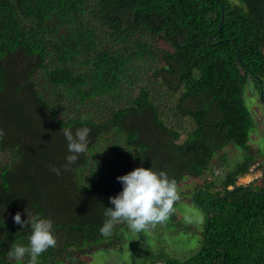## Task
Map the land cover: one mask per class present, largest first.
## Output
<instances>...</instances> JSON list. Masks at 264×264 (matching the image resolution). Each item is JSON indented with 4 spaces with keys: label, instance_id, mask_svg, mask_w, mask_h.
<instances>
[{
    "label": "trees",
    "instance_id": "1",
    "mask_svg": "<svg viewBox=\"0 0 264 264\" xmlns=\"http://www.w3.org/2000/svg\"><path fill=\"white\" fill-rule=\"evenodd\" d=\"M244 67L264 78V0H0V264H29L9 256L30 232L16 212L53 221L38 264L126 245L125 221L100 231L116 177L151 166L180 186L232 136L243 151L210 168L218 189L178 187L204 212L200 250L149 264H264V178L238 184L261 162ZM85 126L88 149L69 165L62 130Z\"/></svg>",
    "mask_w": 264,
    "mask_h": 264
},
{
    "label": "clouds",
    "instance_id": "2",
    "mask_svg": "<svg viewBox=\"0 0 264 264\" xmlns=\"http://www.w3.org/2000/svg\"><path fill=\"white\" fill-rule=\"evenodd\" d=\"M238 60L241 61L239 56ZM243 70L247 71L248 75L245 83L254 80L258 89L255 90L264 101V82H262L264 78L246 67ZM171 126L179 129L177 121ZM62 132L67 142L68 154L65 159L70 165L78 159L80 154L87 151L90 129L85 126L73 132L70 128H64ZM186 136V133L181 132L180 137L176 140L177 143H183ZM259 160L261 162L255 161L251 164L248 173L239 178L238 183L241 178H248L239 184L240 186L245 187L247 183L253 180L264 178V159L259 158ZM52 171L59 175V169L53 168ZM202 173H205L206 177L210 179V168ZM215 173L217 174L218 171L215 170ZM200 178L204 179L203 176ZM116 180L120 182L122 187L116 195L109 197L112 207H105V215L108 219L100 229L104 235L110 234L114 224L121 220L125 221L129 229L134 232H141L150 225L163 222L173 211L174 202L179 199L175 179L169 178L163 171L154 170L151 166H136L130 171L118 175ZM196 180L198 181L199 178ZM12 219L20 225V228L28 227L30 232L27 237V245L16 244L12 246L9 250V256L17 260H23L27 256L29 257V264H38V257L50 247L56 246L57 240L53 221L39 214L29 215L27 212L25 219H21L19 212L13 214Z\"/></svg>",
    "mask_w": 264,
    "mask_h": 264
},
{
    "label": "rangeland",
    "instance_id": "3",
    "mask_svg": "<svg viewBox=\"0 0 264 264\" xmlns=\"http://www.w3.org/2000/svg\"><path fill=\"white\" fill-rule=\"evenodd\" d=\"M255 89H257V85L254 80L252 82L247 81L242 88L244 105L249 112L251 125L253 126L250 130L252 137L249 134L248 143L253 144L250 153L257 158L264 159V101ZM31 116L35 121H38L33 111ZM234 139H236L234 136L226 139L223 149L214 156L216 162L219 161L222 171L225 170V165L231 159L235 162L233 153H230V151L234 152L236 148L232 145ZM190 149L195 152L193 148L190 147ZM216 162L215 160L212 161L208 168H213L215 164L218 165ZM215 175L218 176L219 173H215ZM200 176L207 178L205 173H201ZM215 177L211 175L210 179H206L215 181L214 187L210 189L212 192L220 187L219 178L214 179ZM247 179L241 178L238 184H242ZM203 181L201 178L198 181L196 179H185L178 187L192 189L195 183ZM181 189H178L179 199L174 202L173 211L169 217L165 221L155 224L153 230L154 225H150L147 227V231L135 232L133 238L126 245L123 242L128 240L127 236L121 242L122 244L118 243L113 248H106V250L99 248L89 255L75 253L71 259H65L60 264H149L153 257L185 260L194 256L201 246L200 233L204 223V212L193 203L187 202L188 197L180 194ZM212 192L209 191V193ZM185 196H188V194H185ZM183 198L186 200H183ZM171 214L176 216L177 219L171 217ZM63 254L66 253L63 252Z\"/></svg>",
    "mask_w": 264,
    "mask_h": 264
},
{
    "label": "crops",
    "instance_id": "4",
    "mask_svg": "<svg viewBox=\"0 0 264 264\" xmlns=\"http://www.w3.org/2000/svg\"><path fill=\"white\" fill-rule=\"evenodd\" d=\"M239 148V147H238ZM235 151H236V156H238L242 151H243V149L242 148H239V149H237V148H235ZM240 151V153H237V152H239ZM219 173H220V171H219ZM240 178V177H239ZM153 228H155V225L153 226Z\"/></svg>",
    "mask_w": 264,
    "mask_h": 264
},
{
    "label": "water",
    "instance_id": "5",
    "mask_svg": "<svg viewBox=\"0 0 264 264\" xmlns=\"http://www.w3.org/2000/svg\"><path fill=\"white\" fill-rule=\"evenodd\" d=\"M261 92H262V89H261ZM241 187L246 188V187H244V186H241Z\"/></svg>",
    "mask_w": 264,
    "mask_h": 264
}]
</instances>
